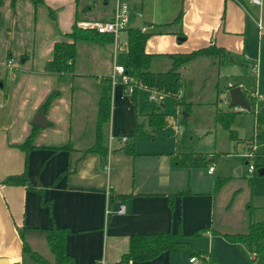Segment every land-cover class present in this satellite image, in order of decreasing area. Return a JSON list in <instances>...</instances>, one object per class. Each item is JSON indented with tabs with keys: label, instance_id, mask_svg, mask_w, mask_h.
<instances>
[{
	"label": "crops",
	"instance_id": "0c3cea01",
	"mask_svg": "<svg viewBox=\"0 0 264 264\" xmlns=\"http://www.w3.org/2000/svg\"><path fill=\"white\" fill-rule=\"evenodd\" d=\"M126 1L129 7L127 28L132 27L134 19L138 17L139 28L151 32L144 50L157 55L152 64L154 68H166L168 65L166 57L159 55L188 53L208 45L224 49L226 55L222 62L232 61L230 53L233 48L243 52L246 24L248 27L246 14L249 12L243 0ZM247 3L257 6L260 11L264 0H259V4L250 0ZM86 4L89 3L80 6L79 1L77 4L75 0H44V4L35 7L32 0H15L13 3L11 0H0V78L9 81L8 92L2 94L4 80L0 81V100L1 96L4 98L0 104L7 109L10 104V113L0 118V259H5L7 264L30 263L22 254L23 239L19 229L31 248L46 259L52 253L47 241L50 229L63 227L69 230L66 251L72 256L74 264H113L127 251L131 234L177 231L189 234L204 228L205 232L201 235L184 239L191 244L185 247L190 249L187 264L193 250L211 253L219 264H248L244 258L246 245L228 242L210 232L211 229L228 234L247 231L250 222L249 201L244 205L248 215L236 212L234 208L240 187L245 189V182L225 175L223 171L216 172L215 162L219 157L202 167L171 164V154L204 153L176 149V145L168 147L164 143L165 99H171L174 107H177L172 98L163 96L156 101L158 104L141 108L137 104L138 95L141 90L149 93L148 90L137 88L132 93H126L120 82L116 85L111 83V118L106 128V156L102 158L97 152L86 151L95 141L102 80L110 77L113 62L121 66L126 62V39L124 48L117 50L114 57L113 42L86 40L93 53L99 55V59L89 66L92 69L82 66L74 58L72 71L59 75L71 77L73 83L78 79L94 78L95 92L78 99L75 104L68 101V87L55 82L54 77L58 73L50 71L48 65L53 57L54 44L61 41L59 31L62 34L72 31L76 13L77 22L89 17L100 21L112 17L113 6L106 10L108 3L103 1L100 9L95 2L92 3L94 7L89 4L91 8L99 10L90 9L79 19V11H83ZM131 14L132 17H129ZM179 14L182 18L180 16L179 21H174ZM255 23L258 30L262 29L258 20ZM127 28L123 30L126 38ZM192 35L198 38L200 45H205L197 48L194 45L191 49L183 46ZM82 45L85 43L77 41L76 55ZM118 51L122 55L119 56ZM244 57L249 60L250 67L255 64L256 71H250L256 75L260 66L258 54L251 55V59ZM118 58L122 60L121 63H118ZM16 60L22 64L18 67L21 72L13 73L8 78V61ZM31 61L33 65L30 66ZM23 62L27 63L24 65ZM55 91L58 92L57 96L45 110L48 125L35 132L34 147L26 154L18 145L29 136L34 115ZM145 92L142 94L144 99ZM134 106L137 111L134 112L138 113L140 119L154 108L164 114L163 126L153 128L152 135L148 137L158 138L165 148L152 152L135 151L134 156L118 149L121 135L117 134L123 129L124 134L128 133L133 128ZM73 107L85 109L88 115H83H87L88 119H73ZM121 110L131 114V122H126L124 126L115 119ZM172 114L176 115L175 111ZM176 125L179 124L174 122L171 130L175 138L183 135L181 130L175 131ZM111 134L114 138L112 149H109ZM232 139L238 141L235 131ZM204 154L214 156V153ZM227 154L224 152L223 156ZM211 165L213 170L209 172ZM23 171H26L29 185L3 183L9 175L22 174ZM215 178L224 179L216 191L213 190ZM107 203L110 213L105 215ZM118 205H122V213L116 212ZM222 214L230 218L226 220L222 216L216 219ZM183 249L179 252H161L151 260L129 261L128 264H186L180 260ZM195 259L196 264H205L203 260ZM48 260L53 261L54 258Z\"/></svg>",
	"mask_w": 264,
	"mask_h": 264
},
{
	"label": "rangeland",
	"instance_id": "374dc122",
	"mask_svg": "<svg viewBox=\"0 0 264 264\" xmlns=\"http://www.w3.org/2000/svg\"><path fill=\"white\" fill-rule=\"evenodd\" d=\"M243 1L249 10V12L247 11L246 14L248 27L246 24L243 52L239 48H233L230 53L232 61L224 60L218 68L216 67L215 63H211V58H199L190 64L186 69H183L182 73L185 79L184 87L186 94H188V96L186 95V101L189 102V108L186 110L187 112H185L182 106L174 107L171 99H165L167 109L165 112V124L163 125H165L166 134H164L162 138L168 147L176 145V149L214 153V156H208L207 154L206 156L212 158L219 157V159L215 162L216 172L223 171L225 175H230L231 177L236 179L238 178V180L245 182V189L240 187V193L234 202V208L236 212H241V214L246 213L248 215L249 211L250 221H258L264 219V134L261 133V130H258L257 133L259 134V137L255 139L254 136L256 132H254L253 129L254 116L245 110H238L237 108L233 109L239 113L235 114L230 128L235 131L238 141L230 138L228 135L229 132L226 129L221 128L219 124L215 123L212 117L214 112V105L212 102L215 93H218V97L220 99L217 106L224 110L227 108L228 104V87L232 85L239 86L245 96L256 98V103L254 104L255 109L262 101H264V33H261L264 30V5L261 6L260 11H258L257 6L248 4V0ZM93 2L98 4L99 9L103 6V0H79V5L83 6L85 3H89L92 6ZM107 3L106 10H110L113 6V0H108ZM130 6H132V4ZM96 9L97 8L93 10ZM87 11L88 10H80L79 19L84 17L86 13H89ZM180 12L182 14V11ZM94 13L95 12H93V14ZM129 17H132V14ZM257 20L262 24L263 30H258L255 23ZM89 22L102 21L93 20L89 17L76 22V25L81 28H87V26H83V24ZM59 34L61 36V41L67 39V37L60 31ZM118 38L119 43L121 44L122 48H124L126 39L125 31H120L118 33ZM82 42H84L85 45H82L78 48L77 55L75 57L76 61L79 60V63L82 66L92 69L89 66L95 62V59H99V55L93 53L91 47H89L90 45H88L89 42ZM200 43L201 42L198 40V38L195 39V36L192 35L183 46H187V49H191V47H194V45L195 48L205 45H200ZM120 52L121 51H118L119 56L122 55V52ZM256 53L260 58V66L258 68L257 74L255 75L250 71V62L249 60L245 59L244 56L251 59L250 56ZM121 62L122 60L118 58V63ZM13 63H15L17 66L16 68ZM26 63L27 62H23L24 65ZM1 64L2 62H0V65ZM8 65L10 66H8V78H10V75L13 73L21 72V70L18 69V67L22 65L19 60H16L15 62L8 61ZM29 65H33V62H29ZM150 68L152 70L165 69H157L154 68L153 65ZM55 76L56 77H54V80L57 84L68 87L66 98L73 104H75L78 99L89 97L91 93L93 94L95 92L96 84L94 82V78L89 77L83 80L78 79L79 81L77 80L75 83H73L71 82V77H61L59 74H55ZM2 79L4 80V88L1 89V94L8 92L9 88L7 86L9 85V81H7L6 78H0L1 82ZM72 84L74 85L73 89H71ZM144 92L141 90L138 95L137 104L139 107L144 108L148 104H158L156 101L151 102L148 100L149 93L145 92L146 97L144 99L142 96ZM13 99H15V97ZM0 101H4L2 96ZM7 107L8 109L0 104V118L5 117L8 113H10V104L7 105ZM72 109L73 119L82 120L83 117L88 119V113L85 109L77 110L75 107ZM134 111L137 112L135 106L133 108V112ZM170 111H172V113L175 111L176 115L170 113ZM84 113L87 115H83ZM115 119L120 122L121 126H124L126 122H131V114H129L127 111L124 112L121 110L118 114H116ZM174 122L181 126V131L183 132V135H179L177 138L171 134ZM40 130L41 129H37L36 132H39ZM123 131L124 129L120 131L119 135H126L129 133L128 132L124 134ZM36 134L37 133L34 134L33 141ZM107 140L108 138L106 139V142ZM175 140H177V143H174ZM118 142L121 143L120 141ZM162 148H165L164 144L156 137L150 139L148 136H139L136 138L134 144L135 151L152 152ZM243 151H250L252 154L251 158L246 159V161L251 163L255 168L251 173L247 172V164L244 163V159L241 156ZM224 152L228 153L225 157L223 156ZM259 170H263V173L258 174ZM246 201H249L248 211L246 210L247 212H245L244 208ZM222 216L223 214L216 219H221ZM228 218L225 215L223 216V219L227 220ZM244 251L246 252H244V258L248 264L264 263V248L257 254L250 253L248 249H244ZM189 253L190 249H183L180 252V260L187 264V255ZM252 255L255 256V258H251ZM176 256H178V254H176ZM53 258L54 257L52 253H50L48 259L53 260Z\"/></svg>",
	"mask_w": 264,
	"mask_h": 264
},
{
	"label": "trees",
	"instance_id": "16d2710c",
	"mask_svg": "<svg viewBox=\"0 0 264 264\" xmlns=\"http://www.w3.org/2000/svg\"><path fill=\"white\" fill-rule=\"evenodd\" d=\"M12 3L15 0H11ZM79 0H75L78 4ZM34 6L44 4V0H32ZM91 6L86 4L83 11L90 10ZM50 14L52 11H49ZM180 14L174 21L180 20ZM78 14H75V23L73 24L72 31L65 33L67 40L58 41L53 47V57L49 61L50 71L64 74L72 71L73 61L76 56V43L83 40H96L102 43H112L113 36L107 33H99L94 28H81L76 25ZM151 35L150 31H143L141 28L129 27L127 28L126 38V62L123 66L124 74L128 76L129 84H135L134 89L138 85L146 89H152L162 96H168L175 101V105L182 106L184 111L187 112L189 102L186 101L185 79L183 76V69H186L190 64L199 58H211V63H215L218 68L226 53L221 47H214L208 45L188 53L181 54H168L159 55L164 56L168 60V67L165 69L152 70L150 67L153 64L155 54L146 53L144 45L147 38ZM69 39V40H68ZM102 92L99 98L98 110L95 124V141L94 144L87 149L88 152H97L102 158H105L107 153V134L106 128L110 123L111 116V80L110 77H104L102 80ZM232 86H229L231 88ZM133 89V90H134ZM57 91L51 93L41 108L45 110L50 105L51 101L57 96ZM246 103L249 105L248 112L254 116V132L255 139L259 137L257 133L261 130L264 134V101H262L255 109L254 104L256 99L251 96L243 94ZM218 93H215L212 104L214 105L213 121L220 125L221 128L229 132V137L233 138L234 131L230 128L236 113L233 107L227 106L222 110L216 105L219 102ZM159 108V107H158ZM158 109L154 108L143 119L133 113V128L124 135L125 141L119 145V150L123 153L134 156L135 140L139 136H151L153 128L161 126L164 122V114L157 112ZM37 126H32L31 132L26 140L19 144L18 147L23 149L27 154L33 147V138ZM261 134V135H262ZM119 136V134H117ZM170 162L173 166L180 167H202L211 163L214 158L206 156L201 153H184V154H171ZM244 163L245 160H244ZM224 179H214L213 190L219 189ZM5 184L11 185H29V179L26 171L18 175H9L3 180ZM125 197V196H124ZM205 232L204 228H200L192 233L184 234L180 231L177 232H152V233H138L131 234L128 238V249L122 253L119 260L113 264H128L129 261H147L156 257L161 252H179L185 247H190L191 244L184 241L201 235ZM212 235H219L226 241L236 244H244L250 253L257 254L264 248V219L258 221H250L247 231L239 234L220 233L215 230H210ZM19 233L23 239L22 254L25 255L30 263L22 262L20 264H74L71 255L66 251V240L69 230L63 227H53L50 229L47 236V241L50 250L54 256L53 261H49L43 255L33 250L23 237L22 230ZM189 257L199 258L205 264H219L216 258L211 253H205L193 250ZM99 264V263H96Z\"/></svg>",
	"mask_w": 264,
	"mask_h": 264
},
{
	"label": "built area",
	"instance_id": "2783aa9c",
	"mask_svg": "<svg viewBox=\"0 0 264 264\" xmlns=\"http://www.w3.org/2000/svg\"><path fill=\"white\" fill-rule=\"evenodd\" d=\"M250 2L259 4V0H250ZM128 15H129V7L127 4V1L126 0H113V11H112L111 19L102 21V22H89V23L83 24V26L86 25L89 28H94L99 33L111 34L113 36V57H114L115 52L117 50H122V46L119 45L118 43L117 35L120 31L125 30L128 27V21H129ZM258 26L259 28H261L259 24ZM250 69L252 70V72L256 71V66L254 63L251 65ZM129 79L130 78L124 74L123 66L117 65L113 62L112 73L110 74V80H111L112 85H115L117 82H120L125 87L126 93H132L135 84H129ZM138 88L146 89L145 87H142L140 85H138ZM146 90H148L149 92L148 100L151 102H155L163 97V96L161 97L159 93L156 92L155 90H152V89H146ZM180 130H181V126L176 125L175 131L179 132ZM113 138L114 136L112 134L109 135V141H108L109 149H112ZM125 139L126 138L124 135H121L119 137L120 142L125 141ZM241 156L243 157V159L245 160L247 164V172L251 173L252 171H254L255 169L254 166L251 163H248V161H246V159L252 157L251 152L243 151L241 153ZM212 170H213V166L211 165L208 167V171L211 172ZM107 201H109V197ZM116 212L117 213L123 212L122 205H118ZM109 213H110V208L107 203L106 208H105V215H108ZM188 262L189 264H196V259L194 257H189ZM100 264H103V263H100Z\"/></svg>",
	"mask_w": 264,
	"mask_h": 264
},
{
	"label": "water",
	"instance_id": "95a60500",
	"mask_svg": "<svg viewBox=\"0 0 264 264\" xmlns=\"http://www.w3.org/2000/svg\"><path fill=\"white\" fill-rule=\"evenodd\" d=\"M106 4L108 0H103ZM134 28L140 27V20L136 17L131 25ZM182 39V38H181ZM228 97H229V106L230 107H237L239 110L248 111L249 105L246 103L244 96L239 88V86H233L228 89ZM33 126H37L39 128H45L48 125L45 109H40L33 117L31 121ZM263 170H259L258 174H262ZM0 264H7L5 259H0Z\"/></svg>",
	"mask_w": 264,
	"mask_h": 264
}]
</instances>
